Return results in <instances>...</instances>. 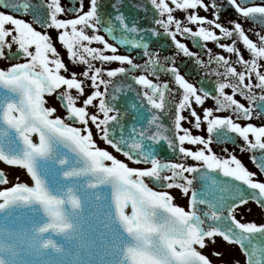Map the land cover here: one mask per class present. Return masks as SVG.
Masks as SVG:
<instances>
[{"label":"snow or ice","instance_id":"1","mask_svg":"<svg viewBox=\"0 0 264 264\" xmlns=\"http://www.w3.org/2000/svg\"><path fill=\"white\" fill-rule=\"evenodd\" d=\"M0 59V264H264V0H0Z\"/></svg>","mask_w":264,"mask_h":264},{"label":"rangeland","instance_id":"2","mask_svg":"<svg viewBox=\"0 0 264 264\" xmlns=\"http://www.w3.org/2000/svg\"><path fill=\"white\" fill-rule=\"evenodd\" d=\"M9 63L10 62L8 61L0 59V67H7ZM47 99H48V105L53 106L55 102L54 97H47ZM58 114L61 116L64 115V113L61 110L59 111ZM92 131L95 134L96 132L95 128H93ZM97 143L99 144L100 147L106 148L108 151L112 152L121 160L126 159L122 156V154L115 152L114 149H112L110 146L100 141L98 137H97ZM0 167L3 170H5L6 173L10 174V183L5 186H0V189L6 186H11L12 184L18 182L16 180V177H19V181H28L29 183H31L24 169L15 166H5L3 163L0 164ZM172 191H173V195L176 197L174 202L181 206H184L187 209L188 207L187 199H181L180 197H178L175 194V191L178 192V190L173 189ZM214 250L222 252L223 255L221 257L210 255V253ZM202 251L204 252V254L209 255V258L213 261V264H234V261L236 260H239L241 264H245V257L240 252L238 246L228 245L226 242H223L220 238H217V243L215 245L211 243L207 244V246Z\"/></svg>","mask_w":264,"mask_h":264},{"label":"flooded vegetation","instance_id":"3","mask_svg":"<svg viewBox=\"0 0 264 264\" xmlns=\"http://www.w3.org/2000/svg\"><path fill=\"white\" fill-rule=\"evenodd\" d=\"M85 7L87 8V2H86V4H85ZM225 13H226V15H234V12H232V11L229 10V9H225ZM200 14H201V15H207V16L210 17V13H205V12L201 11ZM177 16H178V17H181V16H183V13H179V12H178V13H177ZM22 18H24V19H26V20L28 19L27 16L22 17ZM245 27L248 28L249 25L246 24ZM255 30H259V28L257 27ZM102 34H103V33H102ZM51 35H52V37H53V40L55 41V39H56V35H57L56 31H54V30L51 31ZM178 38H180V37H178ZM182 42H186V43H188V44H189V47H190L193 51H199L198 48H194V47H192V44H191L190 41H182ZM222 42H228V41H222ZM56 47H57L58 50L61 52V54H62V58H63V59L65 60V62L67 63V62H68V57H67V55H66V50L63 49L59 43H56ZM209 47H213L214 50H215V47H214L213 44L209 43ZM14 50H15V46H14ZM122 50H123V49H122ZM162 54H163V55H173V54H174V49L170 46V43H168V42L165 43V51H164ZM245 56H246V57L248 56V54H247L246 52H245ZM205 58H206V57H205ZM8 62H9V61H8ZM14 62H16V61H14ZM181 63H182L183 65H186V66H188L189 68L192 69V75L188 77L191 81L195 82L196 80H198V79L200 78V75H199V73L197 72V70L195 69V66L192 64V61H190L187 57H183V58L181 59ZM68 66L71 67V64H69ZM111 66H112V67H115L116 64H113V65H111ZM238 70H239V69H238ZM86 91H89V90L86 89ZM227 91H229V93H230V90H227ZM52 97H54V99H55V102H54L53 106L60 107L59 104H58V102H57V100H56V98H55V96L53 95ZM237 98L239 99V97H237ZM46 99H47V98H46ZM205 106H207V107L214 106V101H212L211 99L207 100ZM197 110L199 111L200 109L197 108ZM61 111L64 113V111H63L62 109H61ZM223 114L226 115L227 113H223ZM254 122L257 123V124H259V121H254ZM185 126L187 127V126H189V125H188V124H185ZM197 131H198V130L193 129V132H194V133H197ZM186 146H189V145H186ZM226 146H227L230 150H232L233 147H234L232 144H228V145H226ZM217 150H218V149H217ZM235 151H236V155H237L239 158L242 159V161L245 163V165H246L250 170L256 171L254 165L251 163V161H250V159H249V154H248V153H243V154H242V153L239 151L238 148H236ZM130 166H133V167H145V165H143V164H140V165L130 164ZM172 193H173V191H172ZM175 194H176L178 197H180V193H179V191H178V192L175 191ZM250 206L252 207V209H251L252 211H251V213H249V215H251V216L254 217V218L257 217L256 219H260V218H261V211H262V210H261L258 206H256L255 204H253V203H250V204H249V207H250Z\"/></svg>","mask_w":264,"mask_h":264},{"label":"water","instance_id":"4","mask_svg":"<svg viewBox=\"0 0 264 264\" xmlns=\"http://www.w3.org/2000/svg\"><path fill=\"white\" fill-rule=\"evenodd\" d=\"M166 154V153H165ZM21 168V167H20ZM26 171V170H25ZM250 208L252 209V207L250 206ZM257 218V217H256ZM256 218H254V217H252L251 215H247L246 217H245V219H247V220H256L257 222H259L260 221V219H256Z\"/></svg>","mask_w":264,"mask_h":264}]
</instances>
